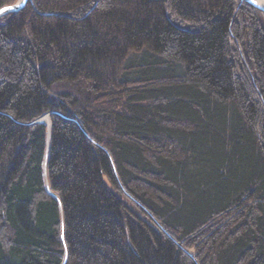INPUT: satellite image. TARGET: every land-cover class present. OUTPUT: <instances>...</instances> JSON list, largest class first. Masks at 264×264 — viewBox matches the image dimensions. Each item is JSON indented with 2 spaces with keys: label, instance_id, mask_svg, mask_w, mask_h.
Wrapping results in <instances>:
<instances>
[{
  "label": "trees",
  "instance_id": "16d2710c",
  "mask_svg": "<svg viewBox=\"0 0 264 264\" xmlns=\"http://www.w3.org/2000/svg\"><path fill=\"white\" fill-rule=\"evenodd\" d=\"M0 264H264V10L1 15Z\"/></svg>",
  "mask_w": 264,
  "mask_h": 264
},
{
  "label": "water",
  "instance_id": "95a60500",
  "mask_svg": "<svg viewBox=\"0 0 264 264\" xmlns=\"http://www.w3.org/2000/svg\"><path fill=\"white\" fill-rule=\"evenodd\" d=\"M244 1H248V2L256 5L257 7H259L260 9L264 10V6L260 5L256 0H244ZM27 2H28V0H19L17 3H15L13 5H8V6L1 8L0 9V16L5 14V13H8V12H14V11H19V10L23 9L26 6ZM6 8H10L12 10L11 11H3V9H6Z\"/></svg>",
  "mask_w": 264,
  "mask_h": 264
},
{
  "label": "bare ground",
  "instance_id": "6f19581e",
  "mask_svg": "<svg viewBox=\"0 0 264 264\" xmlns=\"http://www.w3.org/2000/svg\"><path fill=\"white\" fill-rule=\"evenodd\" d=\"M260 5L264 6V0H256ZM42 121L44 122H49V118L47 115H45L43 118H42Z\"/></svg>",
  "mask_w": 264,
  "mask_h": 264
},
{
  "label": "snow or ice",
  "instance_id": "6c2138e0",
  "mask_svg": "<svg viewBox=\"0 0 264 264\" xmlns=\"http://www.w3.org/2000/svg\"><path fill=\"white\" fill-rule=\"evenodd\" d=\"M12 9L10 8H6V9H3V11H11Z\"/></svg>",
  "mask_w": 264,
  "mask_h": 264
},
{
  "label": "rangeland",
  "instance_id": "374dc122",
  "mask_svg": "<svg viewBox=\"0 0 264 264\" xmlns=\"http://www.w3.org/2000/svg\"><path fill=\"white\" fill-rule=\"evenodd\" d=\"M48 116V118H49V115H47ZM44 117V116H43Z\"/></svg>",
  "mask_w": 264,
  "mask_h": 264
}]
</instances>
